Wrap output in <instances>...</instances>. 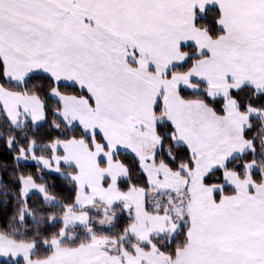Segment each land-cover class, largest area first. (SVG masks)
I'll return each instance as SVG.
<instances>
[{"label":"snow or ice","instance_id":"snow-or-ice-1","mask_svg":"<svg viewBox=\"0 0 264 264\" xmlns=\"http://www.w3.org/2000/svg\"><path fill=\"white\" fill-rule=\"evenodd\" d=\"M0 264H264V0H0Z\"/></svg>","mask_w":264,"mask_h":264}]
</instances>
